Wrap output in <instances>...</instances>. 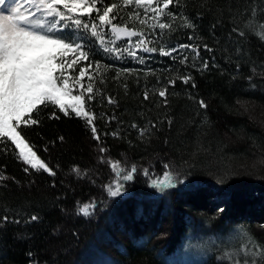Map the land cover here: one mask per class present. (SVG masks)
Returning a JSON list of instances; mask_svg holds the SVG:
<instances>
[{
  "label": "trees",
  "instance_id": "16d2710c",
  "mask_svg": "<svg viewBox=\"0 0 264 264\" xmlns=\"http://www.w3.org/2000/svg\"><path fill=\"white\" fill-rule=\"evenodd\" d=\"M152 3L90 0L91 14L70 13L82 20L76 42L89 59L75 78L93 88L85 110L94 125L51 102L26 115L39 123L18 131L55 175L31 169L10 140L0 142V264H96L81 259L88 245L97 264H233L222 253L242 248L251 256L237 264H264V0H172L161 17L151 8L164 0ZM106 7L113 11L101 24ZM113 26L139 33L154 51L106 57L95 41ZM179 45L192 47L162 55ZM124 159L137 171L111 197L110 163ZM164 164L186 185L155 192L138 174ZM88 203L86 217L79 208ZM231 229L227 241L187 259L193 235Z\"/></svg>",
  "mask_w": 264,
  "mask_h": 264
},
{
  "label": "snow or ice",
  "instance_id": "6c2138e0",
  "mask_svg": "<svg viewBox=\"0 0 264 264\" xmlns=\"http://www.w3.org/2000/svg\"><path fill=\"white\" fill-rule=\"evenodd\" d=\"M12 4H17V8L11 10L10 15H3L4 11H9L3 7L9 4V0H0V142L10 140L18 150V158L25 165H30L31 169H41L55 175L48 166L39 159L33 147L25 142L18 131V127L23 124L25 127L37 125L38 119H25L27 114H37L38 105H44L48 102L58 106L60 112L65 115H74L77 118H83L88 125H94V121L90 113L85 110L87 101H91L93 88L89 86L86 90H82L81 95H74L73 90L69 87L67 79L61 83V75H56L58 68L62 69V65L56 63L58 57H62L69 51L84 49V43H77V40H83V36H76L82 27L81 19H73L70 13H75L78 9H82L84 13L91 14L93 7L86 6L87 0H10ZM130 3L131 0H126ZM137 4H141L142 0H135ZM93 5L96 0H91ZM172 0H164L163 8L159 11L153 10V15L161 17L169 9ZM148 4H152V0H148ZM61 6L67 9L69 14L61 10ZM115 7V6H113ZM20 8H24L21 11ZM35 9V11H33ZM113 11V8L106 7L102 15H99L101 22H107L106 17ZM71 21V24L68 23ZM63 25L64 27H61ZM74 25V27H73ZM73 27L72 35H64L65 29ZM87 25H83L86 30ZM160 29L163 30L169 25L161 23ZM96 26L93 25L92 36L96 37L98 33L95 31ZM113 31H120L113 26ZM132 36L137 33H131ZM193 39V37H189ZM191 45H179L172 48L171 51H162L163 56H171L172 53L183 51L185 48H191ZM206 51H212L207 45L204 46ZM199 53V49H192ZM133 59H138L136 54L130 49L126 50ZM145 52H153L152 48H145ZM88 53L80 51L77 60L68 65L69 69H73L81 60H87ZM144 63L143 60L140 61ZM208 61H204L207 68ZM125 71H128L125 69ZM80 75L83 77L84 69H80ZM191 78H184L183 82L187 84ZM169 83L175 84V81ZM195 85H193L194 87ZM86 91V100L83 94ZM160 97H165V91H160ZM147 99V95H145ZM201 107L206 105L201 101ZM35 110V112H34ZM70 110V111H69ZM52 118H56L53 115ZM93 137L97 136L95 126L91 128ZM101 153L106 149L101 148ZM115 167V165H113ZM168 165H165L167 168ZM76 170L75 168L73 169ZM29 168H25L28 172ZM137 171L135 167L123 176L124 181H131L133 174ZM144 174L147 176L149 170L145 169ZM182 182V181H181ZM151 186L159 192H164L169 188L176 186V178L169 172L163 173L162 179H154ZM123 191V186L116 184L115 190L109 189L111 197L118 196ZM95 208V205H93ZM79 213L84 216H90L93 213L88 207L79 208ZM38 217L33 215L32 221ZM7 222V217H5ZM17 223L19 221H16ZM31 255V254H30Z\"/></svg>",
  "mask_w": 264,
  "mask_h": 264
},
{
  "label": "rangeland",
  "instance_id": "374dc122",
  "mask_svg": "<svg viewBox=\"0 0 264 264\" xmlns=\"http://www.w3.org/2000/svg\"><path fill=\"white\" fill-rule=\"evenodd\" d=\"M131 1H135V0H131ZM19 2H20V0H18V4H19ZM139 5H147L148 6L149 5L148 0H142L141 4H139ZM152 5H153V3H152ZM86 6L93 7L90 4V0H87ZM3 7H6L9 9V11L3 12V15L7 16V15L11 14L12 9L17 8V4H12L9 0V4L4 5ZM154 7L155 6H153V8H151V7L150 8L152 10H154ZM20 10L24 11V8H20ZM93 10H95V9L93 8ZM33 11H35V9H33ZM77 13H84V12L82 11V9H78L73 14H77ZM99 23L103 24L105 22H101L99 20ZM106 25L108 26V23ZM107 28L110 29V33H109L110 36L104 37V38L101 37L99 39H96V41H95V44L97 46H99L100 51L103 52V54H105L106 57H110V58L118 59V60H120V59L126 60L127 58H131L132 60H134L132 58V56L129 55V52L126 51L128 49H130L135 54H140L141 52L145 53V54L149 53V52L144 51L145 47H142V38L138 35L139 33L134 32V33H137V35L132 36L131 33H133V31L127 30L125 28H121V27L116 28L115 27L116 29H118L120 31H113V27L112 28L107 27ZM80 51H85V49H78L75 51H69L65 55H63L62 57H58V59L56 61V63L58 65L63 66L62 69L58 68L56 75H61V83H63L64 79L68 80L69 87L73 90L74 95H81L82 90H84V87L78 81V77H77V79L75 78V73L77 71L76 65H78L79 63L82 64L81 62H86L89 59L88 58L87 60H81L79 63H77L75 65V67L73 69H69L68 65L71 64L73 61L77 60V58L80 55ZM136 60H139V59H136ZM113 163L114 162L110 163V171L109 172H110V175L112 178L108 182L109 188L110 187L113 188V186L116 187L117 183L122 185V182L124 181L123 176L127 175V173L129 172V169L132 167L130 162L125 160V159L120 162V165H117L115 163L113 164ZM113 165H115V167H113ZM165 165H168V167L165 168ZM153 168L151 166L149 168H147L149 170V174L147 176L144 174L145 169L140 168L138 170V174H139L140 178L141 179L144 178L147 181L149 186H151L152 180L162 179L163 173L165 171H169L176 178V186L182 187V186L186 185L185 178L174 174L175 172L173 169L170 168L169 164H164L161 167H157V168L153 167ZM155 192H159V191H157L155 189ZM218 201H220L219 198H216L213 200V202H215V204ZM88 204L84 205L83 207L87 206L89 211H90L91 205H90V203H88ZM218 206H220V205H218ZM196 230H198V227H196ZM211 230H212V228H211ZM235 233H236V230L231 229L228 232V234H225L223 236H221L220 234H215L214 231H212V232L209 231L206 234L197 233L196 235H193V237L190 239L189 244H188V252L186 254L188 256L187 259H189V257L194 253L203 254V252L206 251L207 249L210 250L211 248H213V244H216L217 246H219L222 241H227L229 239L230 235L234 236ZM95 238L101 239L100 234L99 233L96 234ZM102 240H103V238H102ZM98 256L99 255L96 253V251L93 248H91V246L88 245V246H85L84 249L82 250L81 259L82 260L86 259V260L90 261L91 263L97 264L100 261ZM222 256H225L226 258H231L230 261L233 264H237V262L240 261L241 258L251 256V252L247 253L245 250H243V248L240 249V251L239 250L234 251L231 249L229 252L222 253ZM252 264H255V263L253 262Z\"/></svg>",
  "mask_w": 264,
  "mask_h": 264
}]
</instances>
